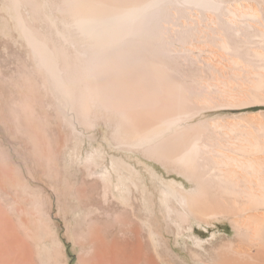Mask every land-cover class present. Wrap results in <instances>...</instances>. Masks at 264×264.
Returning <instances> with one entry per match:
<instances>
[{
  "label": "bare ground",
  "instance_id": "1",
  "mask_svg": "<svg viewBox=\"0 0 264 264\" xmlns=\"http://www.w3.org/2000/svg\"><path fill=\"white\" fill-rule=\"evenodd\" d=\"M1 11L33 63L11 113L42 170L31 179L50 207L102 224L83 264H264V0H3ZM31 181L0 161L15 216L0 204V264H23L31 242L49 264L63 257ZM223 223L233 237L198 231Z\"/></svg>",
  "mask_w": 264,
  "mask_h": 264
},
{
  "label": "rangeland",
  "instance_id": "2",
  "mask_svg": "<svg viewBox=\"0 0 264 264\" xmlns=\"http://www.w3.org/2000/svg\"><path fill=\"white\" fill-rule=\"evenodd\" d=\"M2 2L3 0H0V161L2 163L8 161L11 165L20 169L25 180H32L31 184L36 187L39 192L41 191L40 198L42 199H40V205L41 208L43 207L42 210L46 213H44L45 215L43 218L45 217L48 223V218L46 217L48 216L47 214H50L51 225L65 244V250L62 251L63 257L59 258L61 261L60 264H83V260L87 258L88 255H86V251H82L80 245L82 242L86 243V241H90L91 238L97 236L95 233L97 230L96 227L98 228V226H102V224L91 222L88 219L75 220L74 216L71 214L65 216L64 210L65 208H70V206H64L63 203L59 204L55 199L52 207H50L51 205L45 197L46 193H51V191H48L39 181H33V179H31L30 172L38 176L42 174V170L35 163L36 156L32 153L31 146L29 142H27L26 136L18 129L11 113L16 107L13 106L15 102H24L20 94L21 91L25 92L26 90L24 86L25 81L23 79L27 75H33V63L30 62L31 60L25 51V47L22 45L23 40L19 37L18 31L15 29L14 25L6 19V16H4V13L1 11ZM19 97H21V102ZM37 112L40 113V109H38ZM52 115L54 116L53 111ZM101 131V134H104V130ZM103 136L104 135H102V138ZM7 190L9 199L12 197L10 202H14L13 205L23 206L30 215L39 216L34 206V198L31 195L16 188H8ZM2 198L3 197L0 196V204L9 215L15 219L9 206L5 201H2ZM219 225L211 228L209 231L200 229H198V231L203 234V238L205 239L210 238L213 232H216L218 235L234 236V231L229 223ZM32 228L35 232V227L32 226ZM30 246V253L23 251L26 252L24 253L25 255L22 254L23 264H49L46 260L41 259L42 257L39 256L37 246L33 242L30 243Z\"/></svg>",
  "mask_w": 264,
  "mask_h": 264
}]
</instances>
